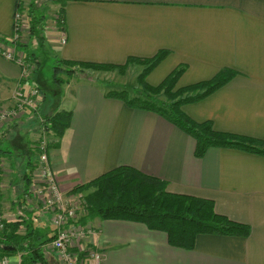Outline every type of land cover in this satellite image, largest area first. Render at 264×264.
<instances>
[{
  "label": "crops",
  "instance_id": "0c3cea01",
  "mask_svg": "<svg viewBox=\"0 0 264 264\" xmlns=\"http://www.w3.org/2000/svg\"><path fill=\"white\" fill-rule=\"evenodd\" d=\"M62 2L67 40L61 42L57 28L51 43L58 56L123 64L131 56L147 58L169 50L147 76L152 85L179 65L186 69L178 86L211 79L222 68H231L236 75L229 82L184 105L183 111L197 122L211 121L218 131L264 140V0ZM16 5L17 0H0V36L13 35ZM85 78L75 75L60 99L48 102L47 97L42 106L44 115L57 103L72 112L70 126L50 147L52 171L65 193L72 194L120 165H130L164 180L169 192L214 200L218 213L248 224L251 233L200 234L193 248H183L172 246L165 232L141 222L95 218L90 222L96 234L85 237L81 247L99 249L102 264H264V155L211 147L199 157L196 140L184 130L153 111L107 96L108 89ZM74 79H79L76 84ZM22 83L21 66L0 54V109L13 104V93ZM22 119L27 121L28 116ZM13 144L20 153L17 142ZM11 156L0 159L1 212L6 217L8 202L17 206L12 184L20 182L22 192L25 187L13 159H8ZM17 207L19 213L25 210V216L36 218L35 224L47 233L44 239L53 235L49 212L25 199ZM43 248L47 264H61L49 242ZM24 253L0 257L8 256L10 264H26Z\"/></svg>",
  "mask_w": 264,
  "mask_h": 264
},
{
  "label": "trees",
  "instance_id": "16d2710c",
  "mask_svg": "<svg viewBox=\"0 0 264 264\" xmlns=\"http://www.w3.org/2000/svg\"><path fill=\"white\" fill-rule=\"evenodd\" d=\"M36 3L37 0H32L26 5L24 0H17L16 10L23 13L32 41L38 42L37 49H32L29 43L22 40H15L14 34L10 38L0 36V42L8 45L16 44L17 49L26 56L27 60L40 69L44 62L42 53L47 56V51L50 52L52 48L46 45L44 34L46 15L44 13L36 14L35 8L38 7ZM58 3L61 6L58 9L56 25L61 31L65 29V4L62 0H58ZM168 54L169 50H160L150 58L131 56L123 64H113L68 60L58 57L55 53L56 65L52 74V85H45L40 82L38 77H35L37 83L34 79L33 81L45 92L44 102H46L47 91L62 88L74 76L76 70L70 65L104 70H123L133 62L143 61L147 66L137 76L136 85L111 88L107 90L106 95L121 99L132 108L153 111L181 128L196 140L195 154L199 157H202L211 147L236 148L264 155V140L218 131L211 121L197 122L183 111L184 105L206 98L229 82L236 75V71L225 67L211 79L178 86L179 79L186 69L185 66L179 65L161 83L150 84L147 81V76ZM51 100L57 101L55 98ZM53 108L54 110L46 114L45 117V123L52 138L50 147L63 136L71 124L72 117V112L61 109L60 106L58 107V103ZM42 109L43 107H41ZM35 121L40 124L37 117H35ZM24 122L26 120L22 119L7 124L0 134V159L13 154L15 151L14 142L25 139V145L23 142L20 143V148H23L22 152L19 150L22 156L27 158L24 167L26 170L23 175L25 187L21 194L23 199L20 198L22 202L32 181L37 152L33 141L30 140L28 146L27 142L29 141H26V136H21L20 128ZM25 146L27 147L25 148ZM73 191L84 193L87 212L81 218L83 223L90 222L95 218L141 222L149 229L165 232L172 246L193 248L200 234L247 237L251 233L248 224L234 221L228 216L218 213L214 200L169 192L164 180L148 175L130 165H120L88 183L76 187ZM1 198L0 193V210ZM34 219L36 218L23 215H18L13 219H4L5 227L0 230V255L24 251L25 253L22 255L24 263L47 264L43 246L50 242L54 236L44 239L47 233L39 229ZM9 247L15 249H8ZM86 253L83 252L81 257H84Z\"/></svg>",
  "mask_w": 264,
  "mask_h": 264
},
{
  "label": "built area",
  "instance_id": "2783aa9c",
  "mask_svg": "<svg viewBox=\"0 0 264 264\" xmlns=\"http://www.w3.org/2000/svg\"><path fill=\"white\" fill-rule=\"evenodd\" d=\"M27 22L23 13L16 10L14 16V38L23 41V30ZM61 42L65 43L67 36L62 31ZM0 54L8 60L16 62L22 68L23 83L14 91L13 104L0 109V134L3 128L22 117L35 115L39 119L38 136L33 142L36 149V163L32 173V181L24 198L29 203H35L51 214L54 228L50 247L56 252L61 264H102L104 254L95 248L81 247L85 237L96 234V228L91 222L83 223L81 218L87 212V203L80 194L65 193L52 171L50 160L51 135L45 123L41 107L45 100V92L36 85L32 77V63L17 49L16 44L0 42ZM1 171V163H0ZM1 178V173H0ZM5 215L0 210V230H3ZM83 252H87L81 257ZM0 264H10L8 256L0 257Z\"/></svg>",
  "mask_w": 264,
  "mask_h": 264
},
{
  "label": "rangeland",
  "instance_id": "374dc122",
  "mask_svg": "<svg viewBox=\"0 0 264 264\" xmlns=\"http://www.w3.org/2000/svg\"><path fill=\"white\" fill-rule=\"evenodd\" d=\"M32 0H25V4L28 5ZM38 7L36 6L35 10L37 11L36 14H40V13H44L46 15V23H45V31L44 34L46 36V45L48 47H51V43L55 41L56 37H57V25H56V18L58 15V7L59 4L57 1L55 0H37ZM62 31L65 30H61ZM59 33L60 36V40L62 38V34ZM30 33L27 31V27L24 28L23 30V41L25 43H29V45L31 46L32 49L36 50L38 45V42H36L35 40L32 41V38L29 35ZM57 53L55 50H50L47 51V56L45 55V53H42V59L44 60L42 66L40 67V69H37L35 64H32L34 67H32V79H34L35 82L36 79L35 77H38L40 79V82H43L45 85H52V74H53V70H54V66L56 65L55 62V57L54 54ZM59 55V54H57ZM46 56V57H45ZM59 57V56H58ZM153 57V56H152ZM150 58V57H147ZM65 67V65H63ZM68 66V65H67ZM147 66L146 62L143 61H137V62H133L131 64H129L125 69L123 70H119V69H114V70H104V69H98V68H93V67H83L80 65H70L71 68H74L75 71V75H78V77H82L83 79H86L85 77L88 76L89 78L92 79L93 84H95L96 86L99 87H103L106 89H111V88H122V87H128V86H134L136 85V81H137V76L139 75L140 72H142L144 70V68ZM37 69V70H36ZM73 76V77H74ZM72 77V78H73ZM79 80V79H78ZM77 79H74L73 82L74 84H76V82L78 81ZM66 90L65 85H63L62 88H55L52 90L47 91L48 92V97H49V101L51 99H60L64 92ZM48 101V102H49ZM5 106H3L2 108H4ZM35 117L33 114L28 115V120L26 122L23 123V125L21 126L22 128H20V133L21 136H26V141L27 145L29 146L30 140L32 142V138H34L35 135H38L36 132L38 131L39 128V124L38 122L35 121ZM36 130V131H35ZM23 142V144L25 145V139H19V141L17 142V146L18 149L20 147V143ZM14 145V144H13ZM27 146H25L26 148ZM15 149V148H14ZM16 150V149H15ZM23 148H21V152H22ZM26 150V149H25ZM22 158V154L18 153L17 151H14L11 157H8V159L12 160L13 159V163L14 166H16L18 168V178H23L24 175V171L26 170L25 167V161L23 162ZM20 182L15 181L12 184V189H11V193H15V199H16V204L18 206V202L21 200V194H22V189L23 187L19 185ZM72 194H77L76 196L83 194L82 192H74L71 191ZM9 197V196H8ZM14 203V201H13ZM17 206L11 207L10 201L8 202L7 206L4 207V211L6 213H8V217L9 215H11L13 218L20 215L25 216V210H23L22 212L24 213H19V209ZM20 206V205H19ZM2 210V209H1ZM16 212V213H15ZM5 213V214H6ZM8 217L5 216V218L8 219Z\"/></svg>",
  "mask_w": 264,
  "mask_h": 264
},
{
  "label": "water",
  "instance_id": "95a60500",
  "mask_svg": "<svg viewBox=\"0 0 264 264\" xmlns=\"http://www.w3.org/2000/svg\"><path fill=\"white\" fill-rule=\"evenodd\" d=\"M8 249H15L14 247H9Z\"/></svg>",
  "mask_w": 264,
  "mask_h": 264
}]
</instances>
